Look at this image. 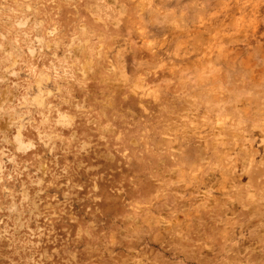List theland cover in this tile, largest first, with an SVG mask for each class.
Returning <instances> with one entry per match:
<instances>
[{
    "label": "rangeland",
    "instance_id": "rangeland-1",
    "mask_svg": "<svg viewBox=\"0 0 264 264\" xmlns=\"http://www.w3.org/2000/svg\"><path fill=\"white\" fill-rule=\"evenodd\" d=\"M0 264H264V0H0Z\"/></svg>",
    "mask_w": 264,
    "mask_h": 264
}]
</instances>
